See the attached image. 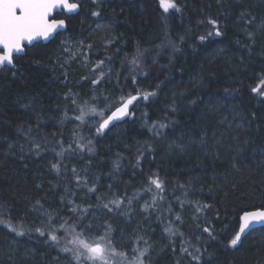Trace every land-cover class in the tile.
I'll return each mask as SVG.
<instances>
[{"label":"trees","instance_id":"1","mask_svg":"<svg viewBox=\"0 0 264 264\" xmlns=\"http://www.w3.org/2000/svg\"><path fill=\"white\" fill-rule=\"evenodd\" d=\"M75 2L55 15L65 31L0 73V264L74 263L60 248L81 215L93 234L111 225L119 250L148 241L145 264H264V227L228 246L243 211L264 206V0H175L167 13L160 0ZM134 94L130 116L98 134L91 109L106 119Z\"/></svg>","mask_w":264,"mask_h":264},{"label":"snow or ice","instance_id":"2","mask_svg":"<svg viewBox=\"0 0 264 264\" xmlns=\"http://www.w3.org/2000/svg\"><path fill=\"white\" fill-rule=\"evenodd\" d=\"M99 2L100 0H93L94 4ZM160 4L165 13L170 9H174L176 12L181 10L175 0H160ZM80 7L81 4L75 2V0H0V68L7 65L15 67L14 57L25 51L26 43L30 45L37 39L48 40L57 29L66 27L65 19L55 18L53 15L54 12L57 14H61L62 12L71 14L77 12ZM91 14L93 16H98L100 13L92 12ZM240 18L245 20L247 25H251L256 20V17L247 10L240 13ZM210 23L215 25L216 21L212 20ZM259 30L264 32V20H262ZM245 32L249 39H252L255 35V33L248 31L247 28ZM208 35L211 36L212 33L210 32ZM215 35H221L218 28L215 31ZM200 39L204 40L205 37L201 36ZM93 83H97V81H93ZM252 91L255 92L256 89ZM154 95L155 92L145 93L143 94V98L147 100L149 96ZM260 95L264 96V92H261ZM135 99H137V97H131L121 107L116 108L106 119L103 118L102 113H96L102 118V122L98 123L96 132L102 134L104 130L109 127L111 122L128 116V105ZM192 103H195V101H192ZM91 111L96 112L95 109H91ZM80 112L81 115L77 116L76 119L83 120L86 114L84 108H81ZM252 116L255 117V113H252ZM153 127L155 128V125H153ZM160 127H164V125H160ZM237 127H242V125H237ZM156 134L159 135L160 133L157 131ZM204 135H206V133ZM233 139L238 140V137H233ZM201 142H203V140ZM243 143L247 144L248 140H244ZM237 146L239 147V145ZM37 147H39V145H37ZM69 147H71V145ZM78 147L82 146L78 145ZM179 147L183 150V145ZM88 151L91 152L92 149L89 148ZM58 155H62V153H58ZM233 159H235V157H233ZM233 167H235V164H233ZM52 168L59 171L58 164H53ZM73 171L75 172V169H73ZM150 183L155 185L157 190L163 191L162 181H160L158 177L150 179ZM148 190L151 191V188ZM90 191H95V189L92 188ZM37 203L39 204V201H37ZM123 203L124 201L121 199L109 201V204L114 205L116 208H120ZM128 203L131 204V200H129ZM153 203H155V200ZM109 204H104L103 207L112 211L113 209L109 207ZM147 207H149V205L146 204L145 210ZM203 207L206 208L209 206L204 205ZM199 210L200 209H198V211ZM48 215L49 220H51V215ZM84 219L85 217L83 215L77 219L76 224L73 225V232L71 233L72 238L66 240L64 246L60 248V251L70 254L74 264H145V258L148 256L151 247L148 241H143L145 245L144 248H132L131 251L135 253V255L130 259L128 253L119 250L114 243L113 237L111 236V232L113 231L111 225H107L103 234H93V223H84ZM177 219L179 220L180 217L177 216ZM0 223H4V221L0 220ZM64 224H67V221H65ZM64 224H61L60 227L64 228ZM257 225L264 226V206L252 211H243V214L239 216L238 230L235 231V234L229 240L228 246L237 248L242 243V237L244 235L252 231H257ZM8 227L16 232L17 235H24L23 231H19L11 224H8ZM76 227L80 229L78 232L75 231ZM36 231L39 232L41 236L45 235V232L40 228H37ZM165 231L170 235H176V232H174L171 227L166 228ZM203 231L209 233L210 236L212 235L208 227H205ZM57 232L58 229L51 228L48 231V240L54 245L59 246L62 238L57 235ZM140 240H143V237L137 239V244H139ZM182 251L187 252V249H182ZM189 255H191V253H189ZM193 259L199 260V257L193 256Z\"/></svg>","mask_w":264,"mask_h":264},{"label":"water","instance_id":"3","mask_svg":"<svg viewBox=\"0 0 264 264\" xmlns=\"http://www.w3.org/2000/svg\"><path fill=\"white\" fill-rule=\"evenodd\" d=\"M78 11H79V10H78ZM78 11H77V12H78ZM77 12H75V13H71V14H69V13H67V12H62V13H63L64 15H66V16H71V15L76 14ZM55 14H57V13L54 12L53 15H55ZM59 19H63V18H59ZM65 29H66V27H65V28H61V29H57V31H56V32H55V33H54V34H53L48 40L37 39V40L33 41L32 44H30V45L26 43V47H30V46H32L34 43H38V42H41V43H43V44L48 43V42L51 41V40H52V39H53L58 33L65 31ZM23 54H24V52L18 54V56H21V55H23ZM15 57H16V56H15ZM10 67H12V66H11V65H7V66H5V67H3V68H0V73H1V70H2V69H4V68H10ZM134 96L137 97V99L133 100L132 103L128 105V112H129V115H128V116H125V117H122V118H120V119H118V120H115V121H113V122H111L110 125H109V127H108L107 129H105L104 131H107V130L113 128L114 126H117V125L123 123V122H124L129 116H130L134 104L136 103L137 100H139V99L141 98V95H139V94H134V95H131V96L127 97L123 102H121L117 107H115V108H114V109L108 114V116L111 115V113H112L113 111H115L116 108L121 107V106H122L124 103H126L131 97H134ZM108 116H107V117H108ZM107 117H106V118H107ZM254 210H255V209H254ZM249 211H252V210H249ZM242 214H243V213H242ZM242 214H241V215H242ZM256 227H257V229H260V228H263L264 226L257 225ZM248 234H249V233H248ZM248 234L244 235V236L242 237V239L245 238Z\"/></svg>","mask_w":264,"mask_h":264},{"label":"rangeland","instance_id":"4","mask_svg":"<svg viewBox=\"0 0 264 264\" xmlns=\"http://www.w3.org/2000/svg\"><path fill=\"white\" fill-rule=\"evenodd\" d=\"M66 46H67V45H66ZM67 47H68V46H67ZM64 52H67V53H68V50H64ZM82 105H83L82 108H84V107H85V103H84V104L82 103ZM80 108H81V107H80ZM73 109L75 110V109H76V106H74ZM96 109H97V108H96ZM84 110H85V108H84ZM100 112H101V110L97 109L96 112H92V113H93V115L95 116L96 113H100ZM85 113H86V110H85ZM80 115H81V113H80ZM80 115H79V116H80ZM105 116H106V115H104L103 118H105ZM100 122H102V119H101ZM118 245H120V242H118ZM122 246H123V245H122ZM122 246H121V247H122ZM132 248H134V247H132V246L130 245L129 247H127L126 249L123 250V251H125V252L128 253V256H129L130 259L135 255V253H133V252L131 251ZM72 264H74V263H72Z\"/></svg>","mask_w":264,"mask_h":264}]
</instances>
